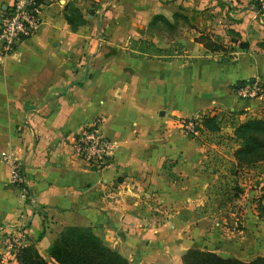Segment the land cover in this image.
Instances as JSON below:
<instances>
[{"label": "crops", "instance_id": "crops-1", "mask_svg": "<svg viewBox=\"0 0 264 264\" xmlns=\"http://www.w3.org/2000/svg\"><path fill=\"white\" fill-rule=\"evenodd\" d=\"M65 1L46 4L34 33L11 50L0 43V235L20 232L21 243H33L49 264H58L48 245L65 225L90 226L130 264H181L188 247L244 260L264 254V215L254 208L264 160L231 169L225 142L234 122L264 119V104L231 91L242 80L264 81L261 0H76L84 22L75 30L63 18ZM10 2L0 0V16ZM174 11L193 17L181 53L148 57L130 48V40L146 37L161 46L149 21ZM201 34L232 50L204 47ZM211 113L224 120L217 132L228 138L184 132L182 119ZM94 119L113 142L99 168L70 147ZM5 156L21 158L34 204L10 185ZM229 179L242 190L241 226L219 233L195 208L204 211L211 192L225 196ZM234 197H224L225 208ZM0 264H16L1 238Z\"/></svg>", "mask_w": 264, "mask_h": 264}, {"label": "trees", "instance_id": "trees-1", "mask_svg": "<svg viewBox=\"0 0 264 264\" xmlns=\"http://www.w3.org/2000/svg\"><path fill=\"white\" fill-rule=\"evenodd\" d=\"M196 11V10H195ZM63 18L71 30H75L84 22V18L76 0H66L62 7ZM187 20L188 24L192 15L187 16L179 11L172 13V20L160 14H154L150 24L161 21L168 26L175 25L179 19ZM198 41H202L204 47L214 50L221 48L231 51L232 46H223L217 38H211L208 34H201ZM130 48L138 54L148 57H171L183 51L184 45L176 42L175 48L171 46H158L146 38H137L129 41ZM238 47L246 48V41H238ZM241 82V81H240ZM264 85V81H263ZM198 121V122H197ZM219 118L216 113L203 114L196 120L195 129L214 131L218 128ZM77 133H74L76 137ZM188 135H192L188 133ZM237 146L232 151L234 161H230L229 168L239 165H250L258 160H264V119L260 117H248L237 122L229 136ZM93 167V166H91ZM30 191V190H29ZM240 188L232 183L227 192H221L229 199L237 196ZM48 254L58 264H130L126 257L113 250L93 232L90 226L65 225L53 237L48 245ZM16 264H49L38 252L33 243L19 246L15 252ZM181 264H264V254L255 255L249 259H239L233 256H222L214 251L198 247H188L180 255ZM150 264V263H143Z\"/></svg>", "mask_w": 264, "mask_h": 264}, {"label": "built area", "instance_id": "built-area-1", "mask_svg": "<svg viewBox=\"0 0 264 264\" xmlns=\"http://www.w3.org/2000/svg\"><path fill=\"white\" fill-rule=\"evenodd\" d=\"M50 1L58 0H11L3 14L0 16V43L3 51L11 50L21 39L31 36L41 22V12L43 7ZM259 9L264 13V0L259 2ZM232 93L241 99H256L264 104L263 80L254 78L252 80H242L232 86ZM201 114H196L181 120L185 133L196 134V120ZM97 120L92 122L76 133L70 143L73 156L82 161L88 167L99 168L109 163L113 152V142L100 134L97 129ZM7 163L8 181L18 194L25 200L34 204V198L29 191L28 181L23 171L21 158L5 156ZM25 204V203H24ZM256 205L260 206L261 214L264 215V189L259 192ZM23 224V222H20ZM2 241L9 245L14 252L21 245L20 232H3L0 235Z\"/></svg>", "mask_w": 264, "mask_h": 264}, {"label": "rangeland", "instance_id": "rangeland-1", "mask_svg": "<svg viewBox=\"0 0 264 264\" xmlns=\"http://www.w3.org/2000/svg\"><path fill=\"white\" fill-rule=\"evenodd\" d=\"M171 18H172V16L168 19L171 21L172 20ZM187 23H188L187 20L181 19V18H180V21L178 20L175 23V25L173 24L171 26H168L167 24H164L161 21H157L156 23H154L150 26L151 27L150 30L153 31V33L155 34L154 37H155L156 43L160 44L161 46H171V47L175 48L176 42H180L179 40H181V38H182L181 37L182 31L187 26ZM223 122H224V120L219 119L218 128L214 131L208 130L209 133H213V134L215 133L212 136V137H214L215 140L218 138H228L227 135H224L223 131L217 132L218 130H220V126H225V125H223ZM227 123H229V122H227ZM235 124L236 123L234 122L233 126ZM232 129H233V127H232ZM203 131H204V129H203ZM202 132L197 130L196 134H199L201 136L200 137L201 139H206L207 137H205V135H202ZM231 133H232V131H231ZM225 142H227V143L230 142L229 147H231V153H232L233 149L237 146V143L234 142L231 138L226 140ZM226 148H227L226 145H224V147L219 146L220 150L226 151L225 150ZM207 151H209L208 154H210V150H206V154H207ZM227 153H230V151ZM219 162L220 161L216 160L215 164H219ZM243 165H245V164H243ZM244 168H246V167H244ZM226 171H227V168H226ZM228 172H227L228 178L232 179L234 177V175H232L229 168H228ZM247 175H248V173L247 174L238 173L236 178L237 179H242V178L246 179ZM217 180H218L217 181L218 184H221L223 186L224 180H226V179L218 178ZM230 182H231V180L229 181L228 184H231ZM241 193H242V190H241L240 194ZM240 194H238L236 197L232 198L233 201L235 202L232 208H225L224 207V203L226 201V198H224L225 196L224 195H218V193H216V192H211L210 197L212 199H208L205 206H202L204 211L201 209V206H197L195 208V211H196V213L202 212L205 215H207L208 217H210L213 220V226H215L216 227L215 229L218 230L216 232L226 233L228 231L233 230V228H236V229L240 228V226H241L240 216L238 213H236L238 208H242L244 206V205H242V204H244L243 201H242V203H238V201L236 202V200H238L240 198ZM257 200H258V196L256 195V197H254V202H257ZM254 208H255V211L257 214H261L260 213L261 209H260L259 205H256V203H255ZM110 248H112V247H110ZM113 250H115V249H113ZM248 257H250V256H245V258H248Z\"/></svg>", "mask_w": 264, "mask_h": 264}, {"label": "water", "instance_id": "water-1", "mask_svg": "<svg viewBox=\"0 0 264 264\" xmlns=\"http://www.w3.org/2000/svg\"><path fill=\"white\" fill-rule=\"evenodd\" d=\"M160 113H162L161 111H159Z\"/></svg>", "mask_w": 264, "mask_h": 264}]
</instances>
